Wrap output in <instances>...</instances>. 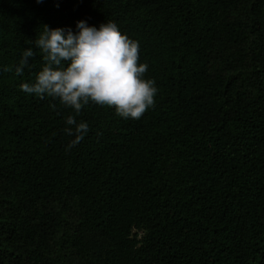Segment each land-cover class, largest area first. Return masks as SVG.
Segmentation results:
<instances>
[{
  "label": "trees",
  "instance_id": "trees-1",
  "mask_svg": "<svg viewBox=\"0 0 264 264\" xmlns=\"http://www.w3.org/2000/svg\"><path fill=\"white\" fill-rule=\"evenodd\" d=\"M78 19L139 42V119L20 89ZM0 264H264V0H0Z\"/></svg>",
  "mask_w": 264,
  "mask_h": 264
},
{
  "label": "clouds",
  "instance_id": "clouds-1",
  "mask_svg": "<svg viewBox=\"0 0 264 264\" xmlns=\"http://www.w3.org/2000/svg\"><path fill=\"white\" fill-rule=\"evenodd\" d=\"M41 26L31 40L33 47L23 48L14 68L22 75L31 67L34 48L39 49L41 66L33 80L20 83L22 91L41 98L49 96L76 114L90 102L111 106L126 119H139L155 104L158 88L153 78L145 76L148 65L139 60V42L121 32L114 21L93 25L78 19L75 30ZM65 125L64 133L72 137L69 148L89 131L86 121H77L71 114Z\"/></svg>",
  "mask_w": 264,
  "mask_h": 264
},
{
  "label": "rangeland",
  "instance_id": "rangeland-1",
  "mask_svg": "<svg viewBox=\"0 0 264 264\" xmlns=\"http://www.w3.org/2000/svg\"><path fill=\"white\" fill-rule=\"evenodd\" d=\"M140 235H141V233L139 232L138 233V236H140ZM72 262L77 263L78 262V259L76 257H72Z\"/></svg>",
  "mask_w": 264,
  "mask_h": 264
}]
</instances>
